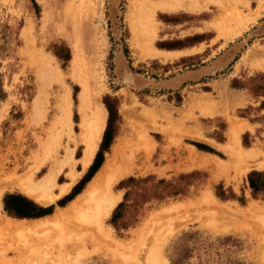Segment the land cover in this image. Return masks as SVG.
Masks as SVG:
<instances>
[{
    "label": "rangeland",
    "instance_id": "rangeland-1",
    "mask_svg": "<svg viewBox=\"0 0 264 264\" xmlns=\"http://www.w3.org/2000/svg\"><path fill=\"white\" fill-rule=\"evenodd\" d=\"M136 1L0 0V264H28L36 248L64 247L80 249L79 264H145L154 247L161 264H264V169L233 162L242 148L258 147L264 158V0H182L151 18L135 10ZM75 72L95 102L116 112L109 143L91 176L94 157L64 197L40 206L23 184L53 169L64 185L81 172ZM130 96L148 115L124 118ZM140 134L149 140L146 156ZM120 137L134 168L113 183L120 200L101 229L67 215L56 225L13 230L18 222L37 227L73 202L114 159ZM5 195L52 213L10 217Z\"/></svg>",
    "mask_w": 264,
    "mask_h": 264
},
{
    "label": "bare ground",
    "instance_id": "bare-ground-1",
    "mask_svg": "<svg viewBox=\"0 0 264 264\" xmlns=\"http://www.w3.org/2000/svg\"><path fill=\"white\" fill-rule=\"evenodd\" d=\"M181 2L182 0H141L135 2L134 8L136 11L143 12L146 16L151 18L155 15L157 10L164 11L179 8L182 4ZM80 53L81 51L74 55L73 63H75L74 65H77V67L80 65ZM77 72H75L74 77L82 86V90L80 91L78 97L79 112L82 114L78 124L80 129L79 138L80 142L84 145V150L82 151L83 154L79 160V163L82 167V171H85L90 165L101 140V136L105 127L106 110L100 103H97L93 100L92 93L94 92L95 94L96 92H92L90 87ZM126 81L131 83L133 82V79L130 75L126 74ZM128 99L130 100L128 101ZM128 99L127 102L129 103H123L124 105L122 115L124 118H127L131 114L148 115V112H145V110L139 111L136 108L135 101L131 99V96ZM63 104L65 105V118L69 120L70 101L68 92ZM238 135L239 131L233 128L231 130V136H233V139L239 143ZM138 139L140 142L144 141V144L142 143L143 147L142 145L141 147L146 156L148 154L146 144L149 140L145 134H140ZM123 148L124 140L120 137L112 150L111 157L114 159H109L105 162L102 169H100V172H98L97 176L93 178V180L87 185L83 193L79 195L73 202H71L66 208L60 210L54 216L42 219L41 224H38L39 226L37 227L35 226L32 228L24 224L25 222H18L16 225H14L13 230L21 233L32 231L38 227H47L53 223L56 225L60 223L61 220H63L67 215L75 216L76 219L82 223H96L98 228L101 229V220L103 218L109 217L110 213L120 200L119 196H114L111 192L113 183H115L120 177L130 174L134 168L132 157L130 154L125 155ZM68 155L70 157L69 159H72V153L70 152ZM261 157H263V154L258 147L247 150L242 148L233 154V162L241 164L250 163L252 164L253 168L262 170L264 169V158L262 159ZM115 159L119 161V164L116 165ZM202 166H204V164H202ZM250 168H248V170ZM80 175V173L77 174L72 171L69 174V183L57 186V173L52 169L48 171L37 183L28 180L25 184H23L21 190L25 195L37 202L38 205L48 206L50 203L64 197L78 180ZM56 186L59 187V192L53 196L52 190ZM169 208L171 209L172 207ZM221 214H225V212L221 210ZM74 252L77 253V256L73 255ZM31 254L32 259L29 260L30 264H79L80 260L82 259L80 249H75L74 247L53 249V252L47 249L40 252L39 249L36 248ZM130 258L131 257H129V259ZM162 260L163 258L160 248L154 247L146 256L145 264H161Z\"/></svg>",
    "mask_w": 264,
    "mask_h": 264
},
{
    "label": "trees",
    "instance_id": "trees-1",
    "mask_svg": "<svg viewBox=\"0 0 264 264\" xmlns=\"http://www.w3.org/2000/svg\"><path fill=\"white\" fill-rule=\"evenodd\" d=\"M3 97H4V93L2 91V86H1V82H0V101L3 99ZM103 104H104V107H105V109L107 111V115H108L107 116V125H106L104 132H103L102 140H101V143L99 145V149L94 156L92 164L88 168V174L90 173V176L100 166V163H101L100 158L102 156V152L106 150L107 146H105V145L107 143H109L107 141V139H108V128H109L110 123L114 120V117L116 116V112L112 108L111 104H109L107 101H104ZM253 175H255V174L252 173V174L248 175V184H249L250 189L252 190V193L254 194L258 191V188L253 183V181L250 180V177ZM129 181H132V179L131 178L127 179V182H129ZM120 185H122V184L120 183ZM75 194L76 193H74L72 195H75ZM125 196H126V194L124 195V197ZM71 197L72 196L70 194V195L66 196L65 198H67V201H69L71 199ZM2 204H3V209L7 213V215L10 217H13V218H17V219H37L40 217H44L46 215H50L52 213L51 211L53 209L52 206H50L46 209H41L39 207H36L31 201H29L23 197L16 196V195H5L3 197ZM57 204H59V202H57ZM120 205L121 204H118V206L115 208V210ZM115 210H114V212H115Z\"/></svg>",
    "mask_w": 264,
    "mask_h": 264
},
{
    "label": "crops",
    "instance_id": "crops-1",
    "mask_svg": "<svg viewBox=\"0 0 264 264\" xmlns=\"http://www.w3.org/2000/svg\"><path fill=\"white\" fill-rule=\"evenodd\" d=\"M259 111H260V112H259L258 115L261 117L262 121H264V109L259 110ZM90 164H91V163H90ZM262 170H263V169H262ZM84 172H85V171H82V167H81V172H77V174L80 173L81 175H83ZM81 175H80V176H81ZM79 178H80V177H79ZM79 178H78V179H79ZM76 182H77V181H76ZM76 182H75V183H76ZM68 183H69V182H68ZM74 185H75V184H74ZM72 187H73V186H72ZM72 187H71V188H72ZM86 187H87V186H86ZM71 188H70V189H71ZM85 189H86V188H85ZM85 189H84V190H85ZM84 190H83V191H84ZM69 191H70V190H69ZM58 192H59V190H58ZM58 192H57V194H58ZM82 193H83V192H82ZM82 193H81V194H82ZM55 195H56V194H55ZM76 198H77V197H76ZM59 200H60V199H59Z\"/></svg>",
    "mask_w": 264,
    "mask_h": 264
}]
</instances>
